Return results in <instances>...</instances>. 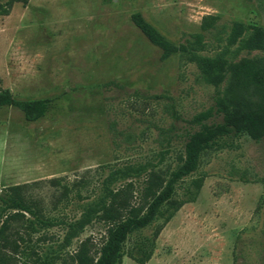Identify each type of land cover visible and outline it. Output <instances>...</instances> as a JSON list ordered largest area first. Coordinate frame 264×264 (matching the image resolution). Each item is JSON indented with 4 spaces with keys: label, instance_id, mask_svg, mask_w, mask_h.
I'll return each mask as SVG.
<instances>
[{
    "label": "rangeland",
    "instance_id": "374dc122",
    "mask_svg": "<svg viewBox=\"0 0 264 264\" xmlns=\"http://www.w3.org/2000/svg\"><path fill=\"white\" fill-rule=\"evenodd\" d=\"M135 12L177 44L202 31L204 16L217 15L204 55L223 50L215 36L234 21L264 27V0H28L0 15V87L16 99L50 100L36 121L17 107H0V194L19 184L40 202L51 225L29 236L13 221L10 230L41 252L61 250L57 264L88 237L96 248L102 243L106 229L98 222L65 240L91 202L126 181L137 196L147 172L169 176L178 168L186 134L198 128L189 120L230 84V74L217 87L204 82L183 54L162 60L133 23ZM227 58L264 62V50L232 46ZM242 94L252 108L264 107V74ZM219 122L222 115L209 120ZM219 144L176 184L177 202L193 200L178 209L165 205L154 223L130 236L127 252L162 227L145 264H264V138L233 133ZM128 166L126 179L110 177ZM122 264L140 263L127 253Z\"/></svg>",
    "mask_w": 264,
    "mask_h": 264
},
{
    "label": "trees",
    "instance_id": "16d2710c",
    "mask_svg": "<svg viewBox=\"0 0 264 264\" xmlns=\"http://www.w3.org/2000/svg\"><path fill=\"white\" fill-rule=\"evenodd\" d=\"M17 2L27 3L28 0H8L5 5L0 4V15L9 14ZM131 19L145 37L161 49L162 60L175 54H183L196 64L204 82L217 87L230 74V84L222 94L216 95L213 106L196 113L189 120L198 128L187 132L185 147L179 156L180 165L169 176L152 169L147 172L144 186L137 196L133 181H126L87 206L81 217L70 225L65 237L66 243H70L72 238L79 236L87 225L94 222L102 223L106 229L103 241L96 248L92 238L82 240L73 251L64 252L68 257L61 258L62 264H122L127 253L138 263H147L154 254L155 241L162 227L152 238L140 243L136 253L127 252L126 243L132 234L154 223L165 205L178 209L184 202L193 200L191 196L186 201L177 202L173 197L178 181L196 172L202 154L215 145L221 146L219 140L233 133L246 134L256 141L264 138V107L252 108L242 94L243 90L260 83L264 74V62L251 58L230 61L227 58L232 46H236L237 52L264 50V27L234 21L228 32L223 27L215 36L218 42H224L223 50L214 55H204L199 51L207 45V33L217 28V15L204 16L202 31L192 34L186 43L178 44L169 40L140 12L133 13ZM225 32V37L220 36ZM1 106L17 107L24 113L27 121H36L47 113L50 100L16 99L8 89L0 87ZM217 115H222V122L210 124L209 120ZM131 171L133 167L128 166L113 171L110 177L126 179ZM203 181V177L195 180L197 189L201 188ZM23 189V185L16 184L0 194V264H57L56 259L61 254L64 257L61 250L41 252L31 244L30 238H26L18 230H10L13 221H20L26 234L31 236L40 227L52 223L43 215L40 202L27 197Z\"/></svg>",
    "mask_w": 264,
    "mask_h": 264
}]
</instances>
